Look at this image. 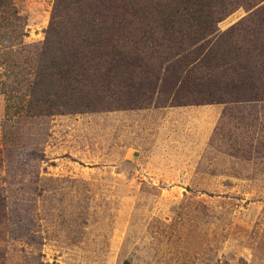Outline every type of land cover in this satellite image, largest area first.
<instances>
[{
  "label": "rangeland",
  "instance_id": "rangeland-1",
  "mask_svg": "<svg viewBox=\"0 0 264 264\" xmlns=\"http://www.w3.org/2000/svg\"><path fill=\"white\" fill-rule=\"evenodd\" d=\"M55 1L0 0V264H264V69L211 102L208 84L158 81L167 60L150 68L191 61L200 45L218 59L263 46L264 0L236 7L190 53L149 58L153 34L133 35L140 66L65 96L59 39L47 43ZM57 22L76 36L80 8ZM211 71L182 70L202 83ZM255 89L261 100L236 101Z\"/></svg>",
  "mask_w": 264,
  "mask_h": 264
},
{
  "label": "trees",
  "instance_id": "trees-1",
  "mask_svg": "<svg viewBox=\"0 0 264 264\" xmlns=\"http://www.w3.org/2000/svg\"><path fill=\"white\" fill-rule=\"evenodd\" d=\"M248 1L56 0L53 7L52 21L48 28L50 38L47 39V43H51L53 37L54 39L55 37L58 38L56 48L60 53L58 55L53 54L55 58L59 57V63H56L58 71L52 73L58 74L60 81L63 83L60 87V89H64L63 96L67 94L66 92L69 89L72 91L71 94L75 93L77 95L80 92L79 84L82 80L89 78L94 80L98 76H103L102 81H100L101 84L113 83L108 77L112 75L122 76L121 74L125 72H131L132 67L140 66L139 62L144 59L141 56L143 51H139L141 53L137 55L134 53L136 50L141 49L138 48V44L132 43L131 36L138 35L137 39L142 40V37H146L147 33L153 34L156 49L154 53H149V58H161L162 51H160L159 47L167 48L171 54L174 53V50H177L176 54H180V50L185 52L187 49L189 51L191 46H197L199 43L209 41L212 35L217 32L218 23L230 15L236 7ZM73 5L80 8L82 22L76 23V36H69L71 31L63 32V30H60L62 31V36H60L58 29L62 26L61 23L57 22V18L63 16V14H68ZM194 5L195 8H192ZM198 5H202L204 8L198 9ZM66 28L64 27L63 29ZM79 29L82 31L78 32ZM77 34L79 35L77 36ZM142 43L144 41H141ZM143 46L145 45L143 44ZM238 46L232 44V47H229L232 53L225 49L219 57L220 59H218V55L214 50L212 54L202 53L205 47L200 45L199 53L196 51V59L191 58L190 61V56L184 55L173 63V56L171 55L172 57L161 59L157 67L150 63V68L152 71L156 70L157 72L159 65L164 62L163 60H167L168 63L163 68V74L157 75L158 81L161 80L166 84L173 83L174 85L171 88H175V91L177 90L176 84L178 82L183 83V80L186 81L185 84L189 88L190 84L198 87L208 84L205 88L212 96L211 102H216L220 100L215 97L217 91L227 89V86H237L242 79L252 78L257 75L259 70L262 71L264 69L261 59H258L261 55H264L262 54L264 45L260 47V45L252 44L253 47H250L244 53ZM233 49H236V51ZM226 56H229V59H226ZM199 61L209 66L210 70L222 69V72L229 73L230 77L227 81L220 75L213 77V71H211V77L206 79V81H209L208 83L190 82L189 75H186L182 70H185L190 64L198 63ZM143 66L147 69V65ZM248 72H253V74L245 75ZM232 76L233 78H231ZM142 81L136 86L138 90L142 89ZM154 90L156 91L157 89ZM194 90L198 89L194 87ZM83 97L88 98L89 95L86 94ZM261 99L258 89H255V92L249 97L244 98L242 96L236 101H256ZM84 100L86 99L77 98V103L84 104ZM131 102L127 101V103ZM178 103L182 104L183 102L178 100ZM136 106L141 107L143 105L132 106L124 104L121 107L119 106V108L127 109ZM51 107L53 108V106Z\"/></svg>",
  "mask_w": 264,
  "mask_h": 264
}]
</instances>
